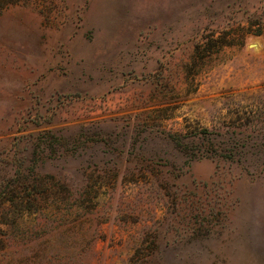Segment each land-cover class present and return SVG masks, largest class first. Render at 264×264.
Here are the masks:
<instances>
[{
    "label": "rangeland",
    "instance_id": "374dc122",
    "mask_svg": "<svg viewBox=\"0 0 264 264\" xmlns=\"http://www.w3.org/2000/svg\"><path fill=\"white\" fill-rule=\"evenodd\" d=\"M0 264H264V0H0Z\"/></svg>",
    "mask_w": 264,
    "mask_h": 264
}]
</instances>
